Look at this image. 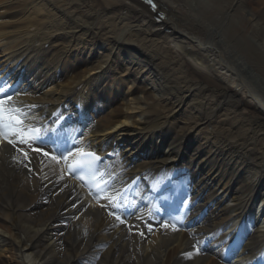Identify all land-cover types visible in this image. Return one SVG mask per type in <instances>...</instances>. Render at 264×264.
I'll use <instances>...</instances> for the list:
<instances>
[{"label":"bare ground","instance_id":"1","mask_svg":"<svg viewBox=\"0 0 264 264\" xmlns=\"http://www.w3.org/2000/svg\"><path fill=\"white\" fill-rule=\"evenodd\" d=\"M62 1L64 5L58 6V0H29L26 13L30 20L37 18L32 23L35 34L28 37L24 29L11 25L15 34L7 40L5 59L18 52L30 56L33 41L52 44L55 32L68 25L72 33L67 43L81 48L88 45L82 40L85 34L114 35L107 41L108 51L62 73L56 90L60 96L54 98L65 97L96 69L109 75L138 74L143 66L147 75L157 78L156 90L149 96L133 97L130 92L116 96L117 105L92 131L104 133L118 145L123 126L161 131L172 114L178 118L184 114L180 126H165L171 134L163 151L141 160L139 169L168 166L183 151L191 161L198 157L202 162L207 155L206 173L212 171L207 181L218 186L220 197L209 205L211 213L201 216L194 232L152 222L144 226L142 221L130 227L87 200L83 189L66 181L63 169L50 156L38 152L44 160L32 161L22 149L0 140V264H90L88 258L97 251L101 252L97 264H223L193 241L194 235H207L218 227L220 215L223 219L235 215L227 224L230 227L234 219L246 217L240 252L229 264H247L250 257L258 261L264 248V220L254 223L247 217H254L252 204L264 209V0H154L163 18L141 0ZM121 9L128 13L121 15ZM90 19L96 21L92 31L78 22ZM51 29L56 30L42 33ZM124 38L138 52L137 62L120 60L113 53ZM59 41L65 48L74 47L66 45L65 38ZM171 82L182 86H167ZM49 94L42 89L36 99L50 101ZM209 126L210 130L204 129ZM130 146L125 149L133 154L135 148ZM149 149H157L152 139ZM220 167L227 172L218 175ZM234 175L237 179L232 183ZM201 208L204 202L197 210Z\"/></svg>","mask_w":264,"mask_h":264},{"label":"snow or ice","instance_id":"2","mask_svg":"<svg viewBox=\"0 0 264 264\" xmlns=\"http://www.w3.org/2000/svg\"><path fill=\"white\" fill-rule=\"evenodd\" d=\"M155 7V5H153ZM12 86L8 84L6 80L0 79V135H3L5 138L11 136L13 138H18L16 142L25 143L27 140L35 139L36 134L41 131V129L36 128H26L24 126V114L19 108H11L5 107V105L9 104L12 100ZM7 116V125L3 124L4 118ZM7 128V131L4 129ZM48 131L52 132L55 135V129H49ZM9 144L14 143V139H8ZM44 155H48L47 152ZM72 153H69L71 156ZM26 156V154H25ZM64 160L68 159V156L62 157ZM52 159H56L55 156H52ZM82 179V177H81ZM113 200L116 199L115 196L112 197ZM112 213H110L111 215ZM117 220H120L119 216H116ZM175 230V226H173ZM191 255L190 253L188 254Z\"/></svg>","mask_w":264,"mask_h":264},{"label":"rangeland","instance_id":"3","mask_svg":"<svg viewBox=\"0 0 264 264\" xmlns=\"http://www.w3.org/2000/svg\"><path fill=\"white\" fill-rule=\"evenodd\" d=\"M132 53L135 55L138 54L137 51H133ZM145 70H147V69L145 68ZM144 81H145V79H144ZM145 84H146V87H145ZM157 86H158L157 78L155 79L150 75L146 78V83H141V85L139 87H140V90H149V89H152V88L157 87ZM167 86L176 87V86H182V85L179 84L178 82H171V83H168ZM185 113H187V111H185ZM182 115H184V114H182Z\"/></svg>","mask_w":264,"mask_h":264}]
</instances>
